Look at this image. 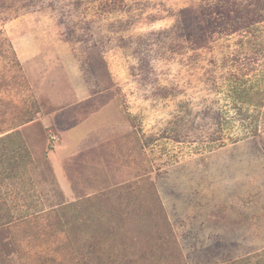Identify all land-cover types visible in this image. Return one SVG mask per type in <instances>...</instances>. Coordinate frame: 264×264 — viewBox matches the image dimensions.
Returning a JSON list of instances; mask_svg holds the SVG:
<instances>
[{
    "label": "rangeland",
    "instance_id": "374dc122",
    "mask_svg": "<svg viewBox=\"0 0 264 264\" xmlns=\"http://www.w3.org/2000/svg\"><path fill=\"white\" fill-rule=\"evenodd\" d=\"M89 249L264 264V0H0V264Z\"/></svg>",
    "mask_w": 264,
    "mask_h": 264
},
{
    "label": "trees",
    "instance_id": "16d2710c",
    "mask_svg": "<svg viewBox=\"0 0 264 264\" xmlns=\"http://www.w3.org/2000/svg\"><path fill=\"white\" fill-rule=\"evenodd\" d=\"M46 129H48V131L50 132V130H49V127L48 128H46ZM13 133V132H12ZM17 133V132H16ZM16 133H14V134H16ZM13 135V134H12ZM154 192H155V194H156V191L154 190ZM101 199V198H100ZM99 199V200H100ZM101 201H105V205L106 206H109V205H111V203H110V199H109V197H106V199H104V198H102L101 199ZM156 202H159V204H161V202L159 201V197H158V199L156 200ZM161 207V206H160ZM161 208H163V207H161ZM125 211V208L122 210V212H124ZM159 212V215L163 212V211H161L160 209H157V211H156V215H158L157 213ZM151 215V217H153V216H155L154 214H153V210H152V213L150 214ZM101 226V225H100ZM136 230L134 231V233L133 234H131V235H129V234H122V235H124L123 237V239H126V237H128L127 239H126V241H125V248H129L131 245H135V242H137L138 243V241L140 240V239H142V238H140L141 237V235L140 234H142V228H135ZM75 243H76V246L78 247L79 246V241L77 240V241H75ZM92 244H94V243H92ZM89 245H91V244H89ZM95 245V244H94ZM149 245V244H148ZM146 247V245H142V250H144V248ZM124 248V249H125ZM91 249V248H90ZM90 249L88 250V254L87 253H84V252H82L83 253V259H84V261H83V263L84 262H88L89 260V258H88V256H90ZM148 249V248H147ZM92 251L94 250V249H91ZM79 251H80V249H79ZM81 252V251H80ZM143 253H144V251H143ZM135 261V258L133 259V262ZM84 264H90V263H84Z\"/></svg>",
    "mask_w": 264,
    "mask_h": 264
}]
</instances>
